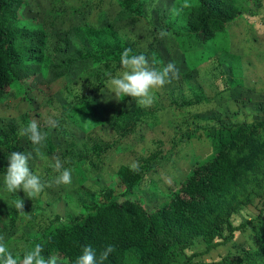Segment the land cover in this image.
<instances>
[{
  "label": "rangeland",
  "instance_id": "374dc122",
  "mask_svg": "<svg viewBox=\"0 0 264 264\" xmlns=\"http://www.w3.org/2000/svg\"><path fill=\"white\" fill-rule=\"evenodd\" d=\"M121 1L20 0L24 20L44 30L47 42L45 65L15 87L0 85V236L12 252L40 238L51 222L67 221L122 193L119 169L133 163L141 176L133 193L152 208L179 187L193 163L214 152L215 130L225 126L240 131L241 124L264 119V0H238L239 13L207 41L201 40L204 33L176 36L170 30L167 38H158L176 0H139L142 16L123 9ZM107 23L150 63L155 60L156 67L177 65L179 78L153 90L151 105H137L132 97L118 100L106 87L104 69L82 55L85 42L75 28ZM119 70L117 65L107 72L116 75ZM130 105L140 107L141 114L120 128L115 121ZM49 119L58 121V127L49 130ZM32 120L49 135L41 148L45 159L31 160V170L49 181L56 175L49 163L58 157L72 169V183L53 184L29 198L22 189L7 192L3 180L8 154L34 148L18 135ZM257 196L231 215L233 226H247L189 241L171 264H222L232 255L240 257L239 264H249L242 250L263 242H256L252 232L264 226V184ZM19 199L24 213L12 203ZM210 241L217 244L206 251Z\"/></svg>",
  "mask_w": 264,
  "mask_h": 264
},
{
  "label": "trees",
  "instance_id": "16d2710c",
  "mask_svg": "<svg viewBox=\"0 0 264 264\" xmlns=\"http://www.w3.org/2000/svg\"><path fill=\"white\" fill-rule=\"evenodd\" d=\"M176 0L171 6L165 30L176 36L184 32L204 33L202 41L214 37L238 13V0ZM187 4L178 14L173 12ZM121 6L134 13L144 14L139 0H122ZM183 15V16H182ZM85 42L84 58L104 69L120 65L124 49L130 46L111 23L102 27L79 26ZM47 35L33 22L24 20L20 0H0V85L15 87L30 71L39 70L45 62ZM219 55L217 51L213 53ZM140 107L124 106L115 123L124 128L133 123ZM135 114V115H134ZM240 131L219 127L213 134L215 150L191 166L188 174L166 200L148 209L133 193L141 176L128 167L119 175L125 190L116 197L93 204L88 211H79L67 221L51 222L40 238L32 239L14 258L41 243L43 255H57L63 264H74L86 245L102 250L114 245L115 251L104 264H171L189 241L220 236L224 228L237 231L248 224L233 226L231 215L242 205L258 197L264 184V119L241 124ZM2 139L0 137V143ZM260 199V198H259ZM253 227V225H252ZM256 248L242 250L249 264H264V226L252 232ZM226 240V239H224ZM217 243L210 241L208 251ZM239 256H230L222 264H239ZM213 262V261H211ZM201 262L200 264H211ZM183 264H196L183 263ZM218 264V263H212Z\"/></svg>",
  "mask_w": 264,
  "mask_h": 264
},
{
  "label": "clouds",
  "instance_id": "9594fccd",
  "mask_svg": "<svg viewBox=\"0 0 264 264\" xmlns=\"http://www.w3.org/2000/svg\"><path fill=\"white\" fill-rule=\"evenodd\" d=\"M187 4L173 9L178 14ZM170 33L161 29L158 32V38L165 39ZM156 62L151 63L144 53L133 54L131 48H126L120 56V70L113 75L106 73L107 89L115 93L119 100L125 97H132L137 105L149 106L153 102L152 91L172 83L173 79L179 78V69L175 62H168L163 67H156ZM49 130L58 127V121L49 119L46 122ZM20 137L27 140L34 146L32 151L25 153L11 152L8 154V166L4 174V188L9 193H17L19 190L29 197L33 198L39 195L45 187L55 185H70L72 183V169L65 168L58 157H54V163H49V167L56 173L49 181H42L34 174L29 166V162L34 158L45 159L41 148L47 139L49 132L41 129L37 121L32 120L26 126H21L18 132ZM35 153V157L33 156ZM134 173L139 172L138 163L130 166ZM15 209L24 213L23 200H14ZM115 251L114 245H106L102 250H98L91 245L82 248V254L79 255L74 264H104L109 255ZM44 246L41 243H35L30 249L23 252L22 258L19 254L14 258L13 253L8 249L4 242V237L0 236V264H63L62 259L57 255H43Z\"/></svg>",
  "mask_w": 264,
  "mask_h": 264
}]
</instances>
